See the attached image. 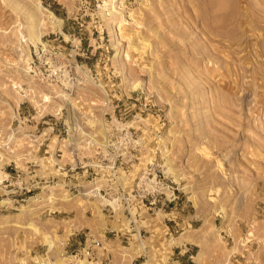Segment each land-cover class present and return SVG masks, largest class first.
<instances>
[{"label":"rangeland","instance_id":"obj_1","mask_svg":"<svg viewBox=\"0 0 264 264\" xmlns=\"http://www.w3.org/2000/svg\"><path fill=\"white\" fill-rule=\"evenodd\" d=\"M30 15L71 82L31 77ZM115 93L151 109L113 122ZM87 238L107 264H264V0H0V264H81Z\"/></svg>","mask_w":264,"mask_h":264},{"label":"built area","instance_id":"obj_2","mask_svg":"<svg viewBox=\"0 0 264 264\" xmlns=\"http://www.w3.org/2000/svg\"><path fill=\"white\" fill-rule=\"evenodd\" d=\"M60 35L56 36V34H53V37L47 36V38L40 40L39 43H37L34 47H32V51L30 53V59L28 61V71L33 77L34 80L46 83L49 85H58L62 84L64 81L71 82L73 80V75L76 72V62L75 59L68 60L66 58L65 54H62L59 49L60 46H55L54 42L57 41L58 37ZM69 40V39H68ZM69 42L70 47L72 48V41H64L65 44ZM80 42L77 45L73 46V49L80 50L79 48ZM65 49V48H63ZM74 51V50H73ZM70 56V55H69ZM115 95V96H114ZM111 98H108V104L111 109V119L113 122H117V120L123 121L126 119H133L138 117L139 115L143 114L145 111L150 110V105H147L148 103H144V110H141V112H137L135 108L139 109L137 107V104L139 103V96L138 94L129 93L128 95L119 96L116 93ZM109 97V95H107ZM148 106V108H146ZM141 109V108H140ZM122 124V123H119ZM105 130H107V125L104 123ZM105 141H104V150H107V153H111L116 155L115 162L118 161L119 157L122 161V156L124 153L129 152L127 148L125 147H117L115 145V142L117 139H120V136H117L116 133H106L104 135ZM110 152H109V151ZM58 152V151H57ZM97 154L100 153V151L96 152ZM120 168H124L123 163L119 162ZM113 170V166L112 169ZM146 176H148L150 173L149 171H145ZM156 176V175H155ZM89 185L91 184L90 181ZM85 183V182H84ZM140 184V182L138 183ZM136 184L135 187L132 189L134 192V197L141 198V195L138 193L141 192L139 190V185ZM85 186H81V184L72 185V193H74V196H85L86 194H91V196L94 197H103L101 195V192L104 193V195L108 196L110 193H112V188H108L107 186L102 187V189H95L96 187L88 188ZM111 185H109L110 187ZM106 190V191H104ZM132 193V192H131ZM97 194V196L95 195ZM126 196L123 197H117L121 201H128L129 195L128 193ZM115 195V194H113ZM133 196V195H132ZM110 197V196H108ZM143 198H141L142 201ZM70 256L75 261H84L85 264H107V256L105 255L104 248L102 246V242L93 238H87L84 241V246L78 250L74 251L70 254Z\"/></svg>","mask_w":264,"mask_h":264},{"label":"bare ground","instance_id":"obj_3","mask_svg":"<svg viewBox=\"0 0 264 264\" xmlns=\"http://www.w3.org/2000/svg\"><path fill=\"white\" fill-rule=\"evenodd\" d=\"M112 5V4H111ZM39 7L37 6L36 7V9H38ZM109 10L110 11H115V9H114V6H110V8H109ZM29 16V15H28ZM47 17H48V20H49V23L51 24V26L53 27V28H55L56 26L57 27H59V25H60V20L59 19H57V18H55L51 13H49L48 15H47ZM32 18H33V15H32ZM32 18H31V15H30V17L28 18V20H29V28H28V31L30 32L29 34V36H28V38H29V41H30V43L32 44V45H34V44H36V43H38V42H40V36H41V34H38V32L37 33H35V29L37 28V21L36 22H33L32 21ZM27 23V24H28ZM23 37V36H22ZM27 38V39H28ZM165 160V159H164ZM166 163H168V162H166ZM81 264H84L82 261H81Z\"/></svg>","mask_w":264,"mask_h":264},{"label":"crops","instance_id":"obj_4","mask_svg":"<svg viewBox=\"0 0 264 264\" xmlns=\"http://www.w3.org/2000/svg\"><path fill=\"white\" fill-rule=\"evenodd\" d=\"M182 251H183V250H182ZM180 252H181V251H180ZM183 252H184L183 254L188 253V249L186 248ZM192 259H193V256H192V255H187V256L185 257V261H186V263H191V262H193ZM178 264H181V262L179 261Z\"/></svg>","mask_w":264,"mask_h":264}]
</instances>
